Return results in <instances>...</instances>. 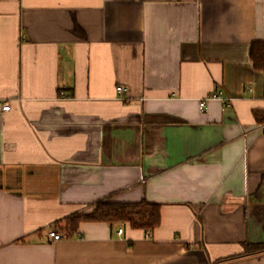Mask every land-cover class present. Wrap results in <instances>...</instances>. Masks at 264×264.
I'll return each mask as SVG.
<instances>
[{"label": "crops", "instance_id": "crops-1", "mask_svg": "<svg viewBox=\"0 0 264 264\" xmlns=\"http://www.w3.org/2000/svg\"><path fill=\"white\" fill-rule=\"evenodd\" d=\"M253 42L264 0H0V264H264ZM102 200L161 224L65 231Z\"/></svg>", "mask_w": 264, "mask_h": 264}, {"label": "trees", "instance_id": "trees-1", "mask_svg": "<svg viewBox=\"0 0 264 264\" xmlns=\"http://www.w3.org/2000/svg\"><path fill=\"white\" fill-rule=\"evenodd\" d=\"M251 59L258 70L264 72V43L253 42L250 49ZM255 118L259 123H264V112L256 111ZM82 222H106L110 224H130L134 229H142L147 234H152L161 224V205L146 200L141 202H116L102 200L96 203L88 213H77L66 220L65 231L70 236L78 232ZM245 254L264 251V246H248ZM244 254V255H245ZM243 256V255H240ZM240 256L219 260L223 262Z\"/></svg>", "mask_w": 264, "mask_h": 264}, {"label": "built area", "instance_id": "built-area-1", "mask_svg": "<svg viewBox=\"0 0 264 264\" xmlns=\"http://www.w3.org/2000/svg\"><path fill=\"white\" fill-rule=\"evenodd\" d=\"M117 91L119 93H124L126 91V89L123 86H118L117 87ZM208 98H218L221 99L224 102H227L229 99L225 98L222 94V92H217V93H213L212 95H210ZM205 102L206 100L202 101V106H205ZM11 110V102L10 101H3L0 99V112H9ZM264 128V125L262 126ZM122 229L119 230V233H122ZM49 238L53 241H58V240H62L65 238V235L58 232L56 229H50V231L48 232Z\"/></svg>", "mask_w": 264, "mask_h": 264}]
</instances>
